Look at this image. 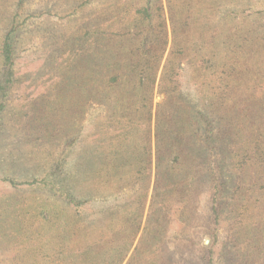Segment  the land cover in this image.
Returning a JSON list of instances; mask_svg holds the SVG:
<instances>
[{"label": "rangeland", "instance_id": "rangeland-1", "mask_svg": "<svg viewBox=\"0 0 264 264\" xmlns=\"http://www.w3.org/2000/svg\"><path fill=\"white\" fill-rule=\"evenodd\" d=\"M11 29L0 264H264V0H0V68Z\"/></svg>", "mask_w": 264, "mask_h": 264}, {"label": "trees", "instance_id": "trees-1", "mask_svg": "<svg viewBox=\"0 0 264 264\" xmlns=\"http://www.w3.org/2000/svg\"><path fill=\"white\" fill-rule=\"evenodd\" d=\"M168 3H171L172 0H167ZM178 5V3H177ZM14 29H11L10 32H7L3 38L2 45H1V68H0V112L3 110V101L6 97V94L10 88V86L14 82L15 76V57H14V47L12 43L11 35ZM176 34L175 32H173ZM228 88L226 83L218 84V88ZM208 129L211 130V126H208ZM208 130V131H210ZM212 131V130H211Z\"/></svg>", "mask_w": 264, "mask_h": 264}]
</instances>
